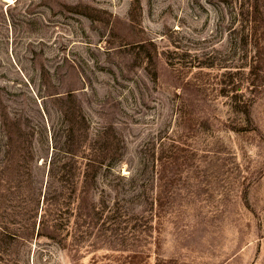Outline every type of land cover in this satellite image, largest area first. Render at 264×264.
<instances>
[{
  "label": "rangeland",
  "instance_id": "374dc122",
  "mask_svg": "<svg viewBox=\"0 0 264 264\" xmlns=\"http://www.w3.org/2000/svg\"><path fill=\"white\" fill-rule=\"evenodd\" d=\"M0 264H264V0H0Z\"/></svg>",
  "mask_w": 264,
  "mask_h": 264
},
{
  "label": "trees",
  "instance_id": "16d2710c",
  "mask_svg": "<svg viewBox=\"0 0 264 264\" xmlns=\"http://www.w3.org/2000/svg\"><path fill=\"white\" fill-rule=\"evenodd\" d=\"M257 10V8H256ZM252 72V71H251ZM254 73V71H253ZM70 119L71 122V137L69 145H67L66 153L69 155L70 159H68L67 163H64L61 167L63 169L69 168V172L71 173L69 179L67 180V185H70L72 181L71 187L74 195L78 193V184L75 183V178L77 174L73 173L78 169L81 170L80 164L78 162V157L80 153V148L83 146L80 145L79 135L83 134L77 128L84 129L81 124L85 121V117L82 114L81 108H76L75 106H70ZM12 135V131L10 132ZM114 145L112 142L107 141L106 138H103L100 141H97L90 148V152L92 153L90 157H83L86 160L85 164V173L83 175V182L81 184V191L77 196V202L79 209L83 208V205H86L88 208L90 215L96 225L100 222L102 218V213L100 212V208L104 205V201H96L95 193L98 189V179L101 175V172L107 166L108 155L114 152ZM81 159V158H80ZM54 170V166L51 167ZM50 175V180L54 179V173ZM49 193H47L44 199L45 209L43 210L38 236L45 237L51 240H57L58 237V225H55L56 218L54 217V207L59 204L60 199L57 197V192L54 191L53 183H49ZM53 188V189H52ZM83 204V205H81ZM85 208V206H84ZM63 240L59 241L62 244Z\"/></svg>",
  "mask_w": 264,
  "mask_h": 264
},
{
  "label": "bare ground",
  "instance_id": "6f19581e",
  "mask_svg": "<svg viewBox=\"0 0 264 264\" xmlns=\"http://www.w3.org/2000/svg\"><path fill=\"white\" fill-rule=\"evenodd\" d=\"M2 1H4V2H6V3H10V4L13 3V0H2Z\"/></svg>",
  "mask_w": 264,
  "mask_h": 264
}]
</instances>
